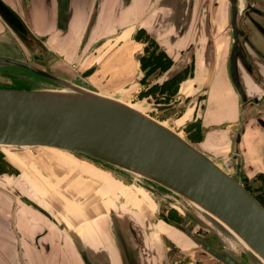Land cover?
<instances>
[{"label":"crops","instance_id":"obj_1","mask_svg":"<svg viewBox=\"0 0 264 264\" xmlns=\"http://www.w3.org/2000/svg\"><path fill=\"white\" fill-rule=\"evenodd\" d=\"M1 1L22 22L27 34L21 35L0 15V56L27 62L38 49L53 57L54 62H76L83 47L80 39L87 35L90 38V33L95 42L125 28L117 39L123 46L125 36L130 42L134 41L132 30L143 27L150 31L160 48L173 60L186 57L194 64L189 77L185 68L180 70L186 75L185 82L189 83L182 92V105L197 119L207 151L223 153L236 143L244 111L229 76L232 41L231 34L229 40L224 33L226 8L228 24L230 17L227 0ZM144 15H149V20L143 21ZM171 75H174L172 69L168 79L173 77ZM257 112L248 114L240 142L236 143L241 172L251 181L256 176L264 179V128L251 116ZM105 180L100 184L103 216L98 220L81 221L75 230L76 240L67 235L63 224L69 221L62 215L51 219L28 204L16 205L14 198L0 193V209L6 208L1 212L6 215L0 214V254H6V262L0 264H84L83 251L94 264H99L96 254L106 256L111 264H128L125 253L120 250L119 228L136 253L135 263L162 264L158 246L150 237L151 233L144 230L145 224L151 225V216L138 211L125 215L123 203L119 201L120 189L127 191L129 188L121 181ZM22 188L28 191L27 185ZM15 206L20 208L17 214L12 212ZM148 206L151 209V205ZM43 228L48 232L40 236ZM78 247L84 249L79 252Z\"/></svg>","mask_w":264,"mask_h":264},{"label":"water","instance_id":"obj_2","mask_svg":"<svg viewBox=\"0 0 264 264\" xmlns=\"http://www.w3.org/2000/svg\"><path fill=\"white\" fill-rule=\"evenodd\" d=\"M231 51L229 76L244 111L236 137L251 115L264 128V0H228ZM0 15L21 35L27 30L0 0ZM43 50L35 55L45 61ZM96 70H86L83 78ZM20 74L30 88H0V147H47L99 160L156 182L234 236L254 264H264V207L241 179L142 109L99 94L31 62L0 56V72ZM175 103L154 104L158 112ZM263 110V111H262ZM249 114V115H248ZM223 264H247L228 251L204 245ZM85 264H94L85 251Z\"/></svg>","mask_w":264,"mask_h":264},{"label":"rangeland","instance_id":"obj_3","mask_svg":"<svg viewBox=\"0 0 264 264\" xmlns=\"http://www.w3.org/2000/svg\"><path fill=\"white\" fill-rule=\"evenodd\" d=\"M227 1L226 5L228 4ZM149 17V15H144L143 21L149 20ZM224 21L226 23L224 33L230 40L231 29L227 23V8ZM124 30L125 28H120L110 37H101L95 42H93V34L91 35V33L90 38H87L88 35L86 38H81L80 43L83 47L76 62L65 63L59 60L54 62L53 57L50 56L43 62H40L34 56H30L29 60L31 61L29 62L99 94L115 97L142 109L146 115L171 127L174 132L194 147L212 159L214 158L218 166L225 172L235 176L236 162L233 157L237 153L235 142L228 151L211 154L207 151V146L203 144L204 138L201 136L202 133L197 119L192 118L189 113L187 114L188 111L184 110L183 105L164 112H158L151 108L154 104L170 103L183 96V71L173 68L174 75H171L173 76L171 78L169 77V81H165V78L168 80L171 70L166 72L164 77L160 79L148 77L150 68H146L145 65L152 64L149 63L150 54L153 53V61L156 62L163 60L162 54L159 51L152 52L153 43L144 41L147 36L142 33L143 42L135 43L131 40V44L128 37L125 36L126 43L117 48L122 43L117 39ZM132 32L138 34L139 29L132 30ZM148 32L150 33V31ZM39 51L38 49L36 54H39ZM137 53L138 56L135 57ZM157 53H160L161 56H157ZM92 67H98L97 71L90 77L83 78L82 74ZM183 70L186 71L187 69ZM22 75L24 74L13 71L0 72V88H30L28 83L21 78ZM10 154L23 160H30L27 164L31 163L32 167H28L26 163L23 168L17 167L8 158ZM59 158L71 159L77 162L78 165H82L84 169L76 168L77 165L76 167H67L57 163L56 161ZM27 167L31 168L30 171ZM100 170L109 173L115 179L121 180L125 187L129 188L128 193L124 189H120L122 196L119 201L123 203V213L125 215L138 211L144 213L145 216H151V218L149 217L151 225L150 223L145 224L144 230L149 234L151 233L150 237L154 244L158 246L162 256V264H223L207 253L204 245L217 251H228L238 260L247 264H254L245 249L232 251L230 247L233 243L229 240L231 237L225 229L215 224L183 198L156 182L133 176L109 164L74 152L47 147L19 149L0 147V193L5 197L14 198L16 205L20 202L28 204L40 214L51 219H56L58 215H62L69 221L68 224H63L67 228V235L74 237L75 240L78 237L75 230L77 226H80L81 221L98 220L103 216L100 182H102L104 175L99 173ZM37 177L45 179L47 186H44ZM241 179L246 189L264 207L263 177L256 176L251 181L241 173ZM21 184L27 185V192L23 190ZM152 188L162 191L163 195L160 196L149 190ZM132 192H139V199ZM167 197H172L174 200H171V198L169 200ZM35 199L39 201L37 202ZM138 201L142 202L137 203ZM148 205H151V209ZM5 211V207L1 208L0 214H4L1 212ZM13 211L14 214H17L20 208L15 206ZM86 214L90 216H86ZM91 214L95 216L91 217L93 216ZM55 222L58 224L57 220ZM174 223L181 224L186 232L179 230ZM47 230V228H43L39 235H45L48 232ZM117 237L120 250L125 253L124 257H127L128 264H138V262H134L136 253L130 247L127 235L120 228L117 231ZM81 249L84 248L78 247L79 252ZM96 256L99 258V264H111L106 256L103 257L99 254H96ZM5 262L6 254H0V263ZM82 262L84 263V261Z\"/></svg>","mask_w":264,"mask_h":264},{"label":"flooded vegetation","instance_id":"obj_4","mask_svg":"<svg viewBox=\"0 0 264 264\" xmlns=\"http://www.w3.org/2000/svg\"><path fill=\"white\" fill-rule=\"evenodd\" d=\"M141 33L142 34H144V35H146L147 37H146V39H144V41H146L147 43H153V45L154 46H152L151 47V49H153V51L152 52H154V51H159L161 54H162V56H163V60H160L159 62H156V61H153V59H154V57H153V53L152 54H150L151 56H149L151 59H150V62L149 63H152V64H150V65H145V67L146 68H150V73L148 74V77H151L152 79H160L161 77H164V75H165V73L166 72H168L169 70H171L172 69V71H173V73H174V70H173V68H175V69H178V71H180L182 68H186L187 70H186V75L189 77V74H191V72L192 71H190V70H193V66H194V64L193 63H191V64H189V62H188V58H179V59H177V60H173L170 56H168L164 51H163V49H161L160 48V46L158 45V43H157V41L155 40V38L152 36V33L150 32H148V30H146L145 28H143V27H141L140 29H139V33L138 34H135L134 35V37H133V40H134V42L135 43H138L139 41H141V42H143L142 41V38H141ZM122 34V33H121ZM120 47H122V45H120L119 47H117V48H120ZM189 51V50H188ZM155 53V52H154ZM160 53H157V56H161V54ZM36 55V54H35ZM35 55H34V58H35ZM43 56H44V59H47V57L48 56H46L45 54H42ZM138 56V53L136 54V56L135 57H137ZM38 60V59H37ZM153 61V62H152ZM187 65H189V66H187ZM97 69H98V67H96V70H95V72L97 71ZM88 70V69H87ZM94 72V73H95ZM176 72V71H175ZM182 75H184V73L182 74ZM186 75H184L185 76V78H186ZM184 77H183V79H182V81L184 80V82L186 81V79H185ZM170 79H165V81H169ZM189 85V83L188 82H185L184 83V87H187ZM182 102H183V96H180V97H178V99L177 100H174V101H171L170 103H166L165 105H169V104H172V103H175V105H174V107L172 108V109H176V108H178L179 106H181L182 105ZM189 113V115H191L192 116V113H190V110H188V112H187V114ZM199 113V112H198ZM192 118H193V116H192ZM99 173L100 174H103V175H107V176H109L110 177V180H116V181H121V180H118V179H115L114 177H112L109 173H106V172H104V171H99ZM107 178V177H106ZM103 181H105L106 182V180H105V178H104V180H102V182ZM102 182H100V184L102 183ZM122 182V181H121ZM123 183V182H122ZM163 189V188H162ZM127 191H128V189H126ZM149 190H151V191H154V192H156L158 195H160V196H162L163 195V193H162V191H160V190H158V189H154V188H152V189H149ZM126 191V192H127ZM131 192V191H130ZM128 193V192H127ZM132 193H134V192H132ZM134 194H136L137 195V193H134ZM122 196V194H120V197ZM169 200H170V198H171V200H174V198H172V197H167ZM165 220V219H164ZM174 225L179 229V230H182L183 232H186V229L181 225V224H179V223H174Z\"/></svg>","mask_w":264,"mask_h":264},{"label":"bare ground","instance_id":"obj_5","mask_svg":"<svg viewBox=\"0 0 264 264\" xmlns=\"http://www.w3.org/2000/svg\"><path fill=\"white\" fill-rule=\"evenodd\" d=\"M166 126V125H165ZM180 136V135H179ZM181 137V136H180ZM9 154V153H8ZM9 159H10V161L14 164V165H16L17 167H20V168H23V165L26 163H28L30 160H23V159H21V158H19V157H17V156H14V155H12V154H10L9 155V157H8ZM57 163H60V164H62V165H65V166H67V167H73V166H75L76 167V165L78 166V167H76V168H79V169H84V167L81 165H78V163L77 162H75V161H73V160H71V159H69V160H66V159H58L57 161H56ZM33 163V162H32ZM31 165V163L30 164H27V166L28 167H32V165ZM27 167V169H28V171H30V169L31 168H28ZM25 169H26V167H25ZM34 169V168H33ZM75 169V168H74ZM80 171V170H79ZM41 176V175H40ZM104 177L106 178L107 177V180L109 181L110 180V177L109 176H107V175H104L103 176V178H102V180H104ZM37 179H39L40 181H41V183H43V185L44 186H47L46 184H45V179L43 180L41 177H37ZM37 181V180H36ZM49 181V180H48ZM50 182V181H49ZM38 183V185H40V183L39 182H37ZM145 197H147V196H145ZM142 201H138L137 203H141ZM74 207V206H73ZM85 207V206H84ZM76 208V207H75ZM78 211V210H77ZM231 237V236H230ZM229 240H231L232 241V243H233V245L231 244V249H232V251L233 252H236V250L237 249H241V250H244V247L242 246V244L234 237V236H232ZM238 251V250H237ZM242 252V251H241Z\"/></svg>","mask_w":264,"mask_h":264}]
</instances>
